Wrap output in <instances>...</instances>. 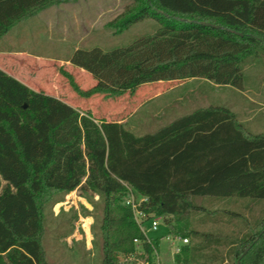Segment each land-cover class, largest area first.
I'll list each match as a JSON object with an SVG mask.
<instances>
[{"label": "trees", "instance_id": "obj_1", "mask_svg": "<svg viewBox=\"0 0 264 264\" xmlns=\"http://www.w3.org/2000/svg\"><path fill=\"white\" fill-rule=\"evenodd\" d=\"M70 1L0 0V38L49 6ZM132 1L134 7L108 27L118 34L151 20L154 34L110 51L75 50L69 63L95 81L81 90L67 75L79 96L113 99L188 79L243 89L245 64L264 52V0ZM76 189L99 197L101 264H118L117 254L132 253L134 239L144 240L123 205L129 190L146 198L145 212L168 220L169 234L188 238L178 263L195 264L210 237L215 263L264 264V218L249 221L248 233L224 255L219 235L199 232L193 220L205 211L195 198L264 200V133L245 131L228 108L211 106L137 136L0 69V264H47L41 244L45 194ZM144 250L152 253L148 244Z\"/></svg>", "mask_w": 264, "mask_h": 264}, {"label": "rangeland", "instance_id": "obj_2", "mask_svg": "<svg viewBox=\"0 0 264 264\" xmlns=\"http://www.w3.org/2000/svg\"><path fill=\"white\" fill-rule=\"evenodd\" d=\"M131 7H134L132 0H73L49 6L17 23L2 36L0 51L32 54L33 59L24 63V70L20 68L17 71L26 77L31 76L29 79L22 78L35 91L60 98L81 114H90L98 122H115L126 118L122 125L137 136L156 131L171 118L211 106L228 108L245 131L264 133V52L250 58L245 64L242 90L218 86L205 79H188L150 84L113 99L101 94L83 98L74 92L67 75L81 90L95 85L89 73L69 63L75 50L97 47L110 51L127 47L140 37L154 34L157 25L151 20L138 22L118 34L108 27L109 23L125 13L126 8ZM18 63L19 60L10 58V54L0 55V66L8 72L13 73ZM155 89H161L164 93L152 99ZM4 185L2 182L1 187ZM199 202L209 210L208 214L201 212L193 217L195 228L200 232L219 235V200L196 199L195 203ZM256 202L264 206V200ZM101 214L100 200L95 193L76 189L66 195L45 194L41 244L47 264H101ZM199 219L202 223L197 222ZM167 221H159L155 231L146 232L149 241L159 240L156 249L161 264H172L173 261L170 246L164 241L169 235L165 226ZM148 227L149 223H146L144 228ZM209 239L203 243V256L195 264H220L210 259L214 252ZM123 255L126 256L117 254L118 264H122ZM166 257L168 260H165ZM138 259L153 261L148 253L139 255ZM179 264H183L182 260Z\"/></svg>", "mask_w": 264, "mask_h": 264}, {"label": "crops", "instance_id": "obj_3", "mask_svg": "<svg viewBox=\"0 0 264 264\" xmlns=\"http://www.w3.org/2000/svg\"><path fill=\"white\" fill-rule=\"evenodd\" d=\"M3 54H10V58L14 60H19V63L17 65V69L13 73L6 71L4 68H2V66H0V69L4 71L5 73H7L8 75H10L11 77L15 78L16 80L26 85L28 88L34 90V88L30 87L29 84H27V82L24 81L22 78V77L24 78L28 77L27 79H29L31 76L26 77L25 75L22 74L21 71L20 73L19 71H17L21 69L24 70L23 65L25 62H28V61L30 62L31 59H33L32 54L25 52V51H17V52L16 51H13V52L0 51V55H3ZM11 54H14V55H11ZM36 58L39 59V57H36ZM155 90H156L155 94H153L154 90L152 91V99H155L164 93L161 91V89H155ZM160 110L162 111L161 108ZM175 119L176 118H171L170 120H168L166 124L171 123ZM116 122L123 124L126 122V118L119 119ZM196 199L198 198H195L194 202H196ZM201 203H204V202L201 201ZM201 203L199 202V204H196V203L195 204L199 207H203L205 211L201 210L198 213H201V212L207 213L209 209L206 208V206ZM197 214L195 216H197ZM261 218H264V206H262L261 203H257L256 201L248 199V198H238V197L219 198V239H220L219 253H222L224 255L228 251V249H230V247H233L235 245V244H232L235 240L240 239L241 237H243L244 235L248 233V230H249L248 222L249 221L261 219ZM166 230L167 232L169 231L167 226H166ZM157 247H159V240H158ZM186 247L187 246L183 247V249ZM165 260H168V258L166 257ZM224 263H226V261Z\"/></svg>", "mask_w": 264, "mask_h": 264}, {"label": "built area", "instance_id": "obj_4", "mask_svg": "<svg viewBox=\"0 0 264 264\" xmlns=\"http://www.w3.org/2000/svg\"><path fill=\"white\" fill-rule=\"evenodd\" d=\"M146 201V198L142 196H137L133 191L129 190L128 195L123 200V205L128 207L133 215V220L137 225L138 229L144 236V240L134 239V251L132 253L126 254L122 256L121 263L122 264H161L159 259V251L156 249L157 247L153 246L152 241H149L146 238L147 231H155L159 226V221L164 223V217L156 216L153 213H147L142 209V204ZM149 223V227L147 229L144 228V225ZM164 240L170 246V251L173 255L172 264H179L176 261L177 256H181L182 249L185 246H188L189 240L188 238H182L174 235H167ZM144 244L150 245L152 249V253L150 256L152 257V263L146 259H138V256L143 254L145 255Z\"/></svg>", "mask_w": 264, "mask_h": 264}, {"label": "water", "instance_id": "obj_5", "mask_svg": "<svg viewBox=\"0 0 264 264\" xmlns=\"http://www.w3.org/2000/svg\"><path fill=\"white\" fill-rule=\"evenodd\" d=\"M25 107V106H24ZM237 264H239V261L237 262Z\"/></svg>", "mask_w": 264, "mask_h": 264}]
</instances>
